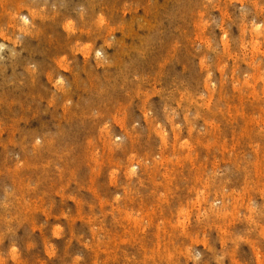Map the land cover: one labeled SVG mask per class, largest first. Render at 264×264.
I'll list each match as a JSON object with an SVG mask.
<instances>
[{"label": "rangeland", "instance_id": "1", "mask_svg": "<svg viewBox=\"0 0 264 264\" xmlns=\"http://www.w3.org/2000/svg\"><path fill=\"white\" fill-rule=\"evenodd\" d=\"M0 264H264V0H0Z\"/></svg>", "mask_w": 264, "mask_h": 264}]
</instances>
